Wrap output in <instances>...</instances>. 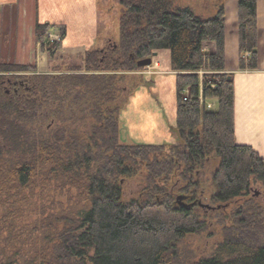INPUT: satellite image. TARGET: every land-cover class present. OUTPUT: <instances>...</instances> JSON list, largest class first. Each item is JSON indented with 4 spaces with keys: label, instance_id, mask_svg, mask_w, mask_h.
<instances>
[{
    "label": "trees",
    "instance_id": "obj_1",
    "mask_svg": "<svg viewBox=\"0 0 264 264\" xmlns=\"http://www.w3.org/2000/svg\"><path fill=\"white\" fill-rule=\"evenodd\" d=\"M35 1L34 43L44 48L56 26L38 21ZM119 2L115 45L85 50L83 70L26 79L36 66L3 61L0 46V264H264V202L250 191L256 183L264 190V158L235 141L224 7L204 17L175 0ZM236 8L238 69L254 71L256 0H237ZM160 51L175 73L177 142L124 144L121 113L144 82L130 74ZM5 74H23L30 90L6 96ZM48 121L53 131L44 128ZM212 155L209 199L222 232L203 258L177 244L205 228L193 211L204 188L196 173ZM139 176L140 193L124 198V182Z\"/></svg>",
    "mask_w": 264,
    "mask_h": 264
},
{
    "label": "rangeland",
    "instance_id": "obj_2",
    "mask_svg": "<svg viewBox=\"0 0 264 264\" xmlns=\"http://www.w3.org/2000/svg\"><path fill=\"white\" fill-rule=\"evenodd\" d=\"M65 0H40L39 6V17L40 23L56 25L62 24L65 22V14H64V2ZM68 2H75L76 4L80 2V0H67ZM221 0H175V3L180 6H189L197 11L202 8H208L212 10V7L216 3L220 4ZM84 2V0H82ZM217 8V7H216ZM121 5L119 0H93V4L91 5V13L89 17L91 18L92 26H88L86 30L83 31L84 37L83 44H80L77 40L74 41L75 46H73V50H69L68 52L63 51L62 47L58 49H54L53 54H49V50L52 49V45L61 44V31L59 30H51L50 34L58 37L57 41L54 42H45L44 48L41 46H37L34 43V47L36 49L30 50L29 53H25L22 57H19L18 60L12 59V44L14 41V35L11 33H6L3 38L0 36V46H1V58L3 61L12 62L25 66H36V70L34 73L28 74H6L4 75L5 83L7 81H15L19 82L20 77L25 76V78H30L32 75H61L68 73L71 68L78 67L80 69H85V54L83 53L87 49H95L99 50L101 48L106 47L107 49H111L115 45V40L118 38V19L121 14ZM237 9V8H236ZM215 11V10H213ZM1 18V17H0ZM10 23L8 25L12 26V17L9 18ZM1 22V21H0ZM31 26H33L32 34L25 35L23 37V41L28 42L29 38L33 42L34 40V20L31 21ZM1 26V24H0ZM15 24V28H16ZM21 33L25 30L24 24L22 28L21 24ZM23 30V31H22ZM7 31V29H6ZM14 31V29H13ZM20 30H18L19 32ZM87 32H92L96 34V37L87 47V43L85 40V35ZM21 34V35H22ZM6 37V39L4 38ZM21 39V36H20ZM17 40V39H16ZM17 42V41H16ZM105 43H108L107 45ZM49 46V47H48ZM51 47V48H50ZM32 53V55H31ZM152 63L147 66L151 67V69L147 70L145 68H140L130 74V76H141L144 82L139 88L133 92L131 97L129 98L128 103L124 107L121 113V123H120V140L124 142V144H137V143H149V144H175L177 142L176 136L171 131V137L169 142L167 141V135L165 127L170 130L171 121L175 120V111H176V93H175V73L170 71V63H169V53L168 51H160L155 58H151ZM153 65H157L156 68L152 67ZM82 72V71H81ZM70 73V72H69ZM174 73V74H173ZM28 87H30V83L28 82ZM15 87H11L6 84L5 92L6 96H10L13 89ZM129 91L128 88H124L123 93L127 94ZM10 94V95H9ZM206 104L210 109H216V102L212 100H206ZM142 110V112H139ZM161 120V123L165 125L161 126L160 123H156V121ZM134 123V124H133ZM55 121L46 122L44 128L48 131H53L55 128ZM35 125V124H34ZM34 125L27 126L26 130H30L32 134L36 132V127ZM34 126V128H33ZM175 126V125H174ZM87 127V126H86ZM160 138L161 140H157ZM218 164V160L214 158L212 155L209 160H207L204 164V167L199 169L196 173L197 179L204 183V188L199 196L196 204L194 205L195 214L199 215L200 218L205 222V228L198 234L188 236L186 239L182 240L180 244H177L181 249L190 248L198 257L207 258L210 257L215 247L221 241V228H222V220L220 218V211H207L205 208L199 207L197 204L200 203L202 206H209L212 208H217V205H214L210 202V194L212 192L211 188V175L213 169ZM143 177L136 178L133 180H129L124 182L123 184V195L124 198H129L132 196H137L142 190V182ZM175 188L179 189L180 183H176ZM251 196L256 199L259 203L264 202V190L260 183H256L251 187ZM48 193H54L52 191H48ZM181 194L175 190L174 196H180ZM35 210V208H32ZM231 206L226 209L225 213H229ZM218 210V209H216Z\"/></svg>",
    "mask_w": 264,
    "mask_h": 264
},
{
    "label": "crops",
    "instance_id": "obj_3",
    "mask_svg": "<svg viewBox=\"0 0 264 264\" xmlns=\"http://www.w3.org/2000/svg\"><path fill=\"white\" fill-rule=\"evenodd\" d=\"M65 22L56 24L55 26H63L65 35L62 38L60 48L68 52L73 50L75 46L74 41L77 40L83 44V31L92 26L93 23L89 14L91 13V5L93 0H80L79 3L63 1ZM237 0H221L220 4H214L211 9L202 8L194 11L204 17L211 16L216 11V7L222 5L225 10V73L231 74L234 86V137L239 145L250 146L258 155L264 158V0H256V18L257 27L259 30L258 37V68L254 71H240L238 69V28H237ZM40 0H37V18L39 17ZM215 10V11H213ZM0 14H1V38L7 33L16 35L12 48V59L18 60L25 53H29L35 46L29 38L28 42H24L25 35L32 34L33 26H31L32 19L35 24L36 15V1L35 0H0ZM12 17V26H9ZM16 24V28H15ZM21 24L25 30L21 33ZM7 29V31H6ZM14 29V31H13ZM57 29V28H56ZM54 29V31L56 30ZM18 30H20L18 32ZM26 33V34H25ZM22 34V35H21ZM21 36V39H20ZM96 37L95 33L87 32L85 40L87 47L92 43ZM6 39V37H4ZM17 39V40H16ZM17 41V42H16ZM91 46V45H90ZM32 47V48H31ZM36 49V48H33ZM204 51H214V45L205 43L203 45ZM32 55V53H31ZM158 55V54H157ZM174 74V73H173ZM139 112H142L140 110ZM156 121L161 126V120ZM134 124V123H133ZM175 120L171 121V129L167 126L160 127L166 130L167 141L169 142L171 131L174 129ZM157 140H161L157 138Z\"/></svg>",
    "mask_w": 264,
    "mask_h": 264
},
{
    "label": "flooded vegetation",
    "instance_id": "obj_4",
    "mask_svg": "<svg viewBox=\"0 0 264 264\" xmlns=\"http://www.w3.org/2000/svg\"><path fill=\"white\" fill-rule=\"evenodd\" d=\"M101 53H103V50H100ZM43 75V74H40ZM7 85L11 87H15L12 92H17L18 87H23L26 90H30L28 87V81L25 79L23 81L15 82V81H7ZM6 85L3 87L5 89ZM204 207V206H203ZM207 209V208H206Z\"/></svg>",
    "mask_w": 264,
    "mask_h": 264
},
{
    "label": "water",
    "instance_id": "obj_5",
    "mask_svg": "<svg viewBox=\"0 0 264 264\" xmlns=\"http://www.w3.org/2000/svg\"><path fill=\"white\" fill-rule=\"evenodd\" d=\"M156 55H157L156 53H153L152 58H155ZM151 63H152V59L149 58V59H146V60L138 61V62L136 63V66H137L138 68H145V67L149 66ZM199 205L202 206L200 203H199ZM204 207L207 208V209H212V210L214 209V208L209 207V206H204ZM217 208L219 209V207H217Z\"/></svg>",
    "mask_w": 264,
    "mask_h": 264
},
{
    "label": "built area",
    "instance_id": "obj_6",
    "mask_svg": "<svg viewBox=\"0 0 264 264\" xmlns=\"http://www.w3.org/2000/svg\"><path fill=\"white\" fill-rule=\"evenodd\" d=\"M57 40H58V37L53 36L52 34H49L47 37V41H49L51 43L54 41H57ZM152 67L156 68L157 65H153ZM146 69L149 70V69H151V67H146ZM185 95H187V94H185ZM183 99L185 100L186 98L184 97ZM207 108H210V107L207 106Z\"/></svg>",
    "mask_w": 264,
    "mask_h": 264
}]
</instances>
